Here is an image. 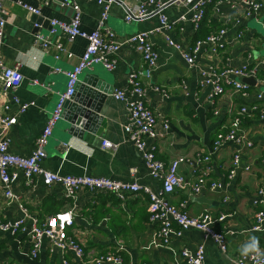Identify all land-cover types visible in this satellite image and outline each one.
Instances as JSON below:
<instances>
[{
  "label": "crops",
  "instance_id": "0c3cea01",
  "mask_svg": "<svg viewBox=\"0 0 264 264\" xmlns=\"http://www.w3.org/2000/svg\"><path fill=\"white\" fill-rule=\"evenodd\" d=\"M23 1L41 8L42 28L38 31L44 35L48 34L50 18L70 20L74 15L71 7L62 4L64 0H51L49 3ZM195 1L183 0L168 7L169 19L176 21L168 34L175 41L191 46L204 38L203 34L225 27V48L220 53H214L208 46H203L196 58V65L191 66L176 48L167 43L164 34L155 33L150 39L159 53V66L148 76L142 55L132 46H122L115 69L108 70L102 64H95L80 75V80L87 74L103 76L111 90L102 104V132L74 136L69 133L70 122L61 118L54 128L46 147L47 157L41 165L63 175H95L129 182L135 180L154 191L160 190L162 182L150 175L142 153L125 131L129 117L127 102L113 95L116 89L128 85L132 72L142 71L140 79L147 89V104L170 121L169 133L154 142L157 156L166 164L180 156L189 159L181 163L177 170L185 179L184 187L170 193L168 199L175 205L186 201L191 215H199L205 210L217 217L225 215V219L216 222L215 228L230 231L227 234V253H223L213 240L206 239L203 232L197 229L185 230L182 236L173 237L167 246H155L153 239L158 225L149 220V196L144 191L120 199L83 189L73 200L65 196L61 185H46L40 177H34L33 183L29 184L23 172L19 171L18 179L12 185L17 200H9L0 184V221L23 217L20 205L26 208L30 216L26 218V231H0V264H64L65 259L70 264H92L93 258L105 250L120 251L126 264H179L184 247L194 250L200 244L206 250L204 264H234L230 258L240 255L241 246L251 237L258 238L259 246L264 248V231L252 229L261 208L257 202L258 188L264 181V117L261 116L264 96L258 98V93L264 89V66L260 64L264 59V9L247 15L240 4L241 0H231L237 3L236 7L223 0H215L207 6L200 29L195 30L190 20V9ZM5 6L9 15L3 57L10 66L21 63L23 81L16 94L23 101L35 102V105L19 113V105L12 100L14 91L0 82V111L3 104L9 102V112L17 114V123L7 132L9 150L27 156L35 149L36 139L46 126L59 93L67 88L65 71L78 62L87 42L83 38L69 41L64 33H59L57 39L72 56L63 54L60 60H56L54 46L45 50L35 43L34 33L37 29L33 24L37 20L31 13L18 5L17 0H9ZM81 7L82 29H95L100 21L101 6L82 0ZM181 15H186V19L179 20ZM106 24L118 37L126 38L157 27L159 21L150 18L127 23L123 9L114 5ZM244 65L256 70L259 85H250L247 96L228 87L225 94L214 99L211 85L202 82V71L210 67L222 69ZM35 79L39 82L33 83ZM154 85L165 88L169 96L154 92ZM254 104H259L261 112L249 111L242 125L252 146L242 148L240 164L232 176L233 157L239 146L227 142L213 152V143L217 133L230 124L231 106L236 110L242 105L251 107ZM104 140L113 142L116 148L103 147ZM207 154L212 159L209 180L220 182L221 187L217 190L206 188L200 194L193 195L192 186L196 176L208 165L199 162L198 156ZM197 197H205V200L197 201ZM70 209L74 213V223L68 231L84 244L85 255L78 258L72 251L52 252L49 241L45 239L38 255L33 257L27 230L32 228L34 220L41 223L48 216Z\"/></svg>",
  "mask_w": 264,
  "mask_h": 264
},
{
  "label": "built area",
  "instance_id": "2783aa9c",
  "mask_svg": "<svg viewBox=\"0 0 264 264\" xmlns=\"http://www.w3.org/2000/svg\"><path fill=\"white\" fill-rule=\"evenodd\" d=\"M9 0H0V82L10 86L14 91L12 100L19 105V113L24 112L29 107L35 105V102L23 101L16 91L23 81V74L20 70L21 63L10 66L3 57V47L5 44L6 25L8 23L9 12L5 6ZM49 3L51 0H39ZM82 0H64L63 5L69 6L74 10V15L70 20H61L58 18L49 19L48 34L44 35L38 30L42 28V21L37 20L33 26L37 31L34 33L35 43L45 50L51 46L56 48L54 57L60 60L63 54L72 56L67 47L57 39L59 33H64L69 41L76 38L86 40V48L80 56L78 62L72 69L65 71L67 75V88L60 92L57 104L47 121L46 126L36 139L35 149L30 155L23 156L14 154L9 150V140L7 132L18 121L17 114H11V105L4 103L0 111V184L5 189V196L9 200H17L18 196L12 189L13 183L19 177V171H22L26 182L33 183L34 177H40L44 184H59L64 189L67 198L75 200L78 193L83 189L114 195L120 199H126L128 195L138 194L144 191L148 194V211L151 223L158 225L154 234L153 244L155 246H167L173 237L182 236L188 229H197L203 232L206 239L213 240L223 253H227V234L229 230H218L215 228L216 222L225 219V215L214 216L210 211L205 210L199 215H191L187 210V202L180 205L170 202L168 195L176 189H181L185 185V179L177 173L181 163L189 161L184 156H180L169 164H166L156 154L154 142L166 136L170 131V121L161 113L155 111L147 104V89L143 85L140 76L142 71L132 72L128 77V85L125 88H118L113 92L116 99L127 102L129 117L125 125V131L129 140L142 153L150 175L162 182V188L158 191L152 190L149 186L140 184L138 181L116 180L104 176L95 175H63L44 168L41 163L47 157L46 147L53 131L59 120L62 118L65 103L75 93L76 85L80 80V75L95 64H102L106 69L113 70L118 65L117 55L124 45L134 47L143 57L146 64V73L149 76L153 70L159 66V53L154 48L150 36L155 33H162L167 43L176 48L183 58L191 65H196V58L203 46H208L214 53H220L225 48L226 41L224 36L227 29L220 28L205 38L198 39L193 45L185 46L181 42L175 41L168 32L173 28V23L167 13L168 7L175 2L183 0H87L95 2L102 8L101 17L98 26L87 31L82 29ZM215 0H196L190 11V20L193 22L194 29L199 30L202 21L206 15V9L209 4ZM231 3L232 6H238L231 0H223ZM17 4L29 13L42 16L39 6H35L17 0ZM247 15L256 14L264 9V0H241ZM116 5L124 11V20L127 23L138 22L150 18H157L159 25L150 30L140 31L126 38H120L107 26L111 8ZM186 15H181L179 20H185ZM264 27V21H263ZM264 66V59L260 62ZM60 71V68H55ZM203 84L211 85V96L216 99L227 91L228 87L233 92L241 93L247 96L250 85L243 81V78L253 76L257 79V72L254 68L246 65L242 67L227 66L222 69L210 67L202 71ZM258 81V79H257ZM33 80V83H38ZM264 84V82H262ZM261 85V84H260ZM153 91L160 93L165 97L169 92L160 85H154ZM263 91L258 93V98H263ZM231 120L227 130L217 133L213 143V152H217L227 142H233L239 146L234 153L231 175L235 174L241 161V153L244 148L252 146V142L246 137L242 125L249 111H260L259 104L249 107L242 105L239 109L231 106ZM264 117V110L261 113ZM223 128V129H225ZM150 141V142H149ZM103 147L115 149L116 145L109 141H103ZM243 148V149H242ZM199 162H206L208 165L198 173L192 186V194L197 195L206 188L217 190L221 183L215 180H209L208 172L212 169L210 163L211 155H199ZM249 169V167H247ZM198 171V170H196ZM258 204L260 210L256 215V222L253 226L255 231H264V181L258 188ZM23 217L17 220L0 221V231L17 233L26 231L25 222L29 215L26 208L20 205ZM74 223L73 210H66L55 213L39 223L36 219L32 228L28 229L31 238L33 257H36L43 245L45 239L49 241V247L52 252L60 251L62 253L72 251L78 258L85 255L84 244L74 235L69 234V227ZM264 252V248L259 246ZM206 250L203 244L196 249L190 250L184 247L181 250V261L179 264H204ZM234 264H264V256H243L238 255L230 258ZM64 264H70L64 260ZM92 264H126L120 251L105 250L101 251L92 260Z\"/></svg>",
  "mask_w": 264,
  "mask_h": 264
},
{
  "label": "water",
  "instance_id": "95a60500",
  "mask_svg": "<svg viewBox=\"0 0 264 264\" xmlns=\"http://www.w3.org/2000/svg\"><path fill=\"white\" fill-rule=\"evenodd\" d=\"M35 20L40 16L32 14ZM49 23V20H48ZM243 81L249 85H257L255 77H245ZM103 76L87 74L76 85L75 93L68 99L64 106L62 118L70 122L69 133L83 137L86 132H102L104 117L101 114L102 104L106 96L111 93ZM259 85V84H258ZM197 201L205 200V197L195 198Z\"/></svg>",
  "mask_w": 264,
  "mask_h": 264
},
{
  "label": "clouds",
  "instance_id": "9594fccd",
  "mask_svg": "<svg viewBox=\"0 0 264 264\" xmlns=\"http://www.w3.org/2000/svg\"><path fill=\"white\" fill-rule=\"evenodd\" d=\"M240 252L243 256H264V252L259 248L258 238L255 236L251 237L248 242L241 246Z\"/></svg>",
  "mask_w": 264,
  "mask_h": 264
},
{
  "label": "trees",
  "instance_id": "16d2710c",
  "mask_svg": "<svg viewBox=\"0 0 264 264\" xmlns=\"http://www.w3.org/2000/svg\"><path fill=\"white\" fill-rule=\"evenodd\" d=\"M219 29H220V28H219ZM211 32H213V31H211ZM211 32H209L208 34H205V35L203 34V36H202V37H204V38H205V37H206L207 35H209ZM225 130H227V129H226V128H225V129H223V128H222L220 131H225ZM220 131H219V132H220Z\"/></svg>",
  "mask_w": 264,
  "mask_h": 264
},
{
  "label": "rangeland",
  "instance_id": "374dc122",
  "mask_svg": "<svg viewBox=\"0 0 264 264\" xmlns=\"http://www.w3.org/2000/svg\"><path fill=\"white\" fill-rule=\"evenodd\" d=\"M260 30L263 31V30H262V27H260ZM263 32H264V31H263Z\"/></svg>",
  "mask_w": 264,
  "mask_h": 264
}]
</instances>
